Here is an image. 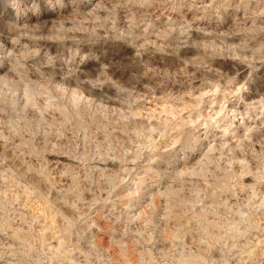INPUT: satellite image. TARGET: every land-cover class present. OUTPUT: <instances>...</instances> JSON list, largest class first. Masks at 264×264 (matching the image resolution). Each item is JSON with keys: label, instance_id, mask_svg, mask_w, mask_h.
Wrapping results in <instances>:
<instances>
[{"label": "rangeland", "instance_id": "374dc122", "mask_svg": "<svg viewBox=\"0 0 264 264\" xmlns=\"http://www.w3.org/2000/svg\"><path fill=\"white\" fill-rule=\"evenodd\" d=\"M0 264H264V0H0Z\"/></svg>", "mask_w": 264, "mask_h": 264}]
</instances>
